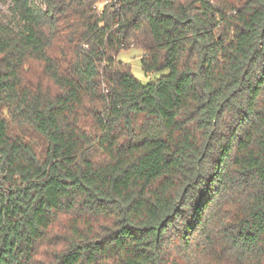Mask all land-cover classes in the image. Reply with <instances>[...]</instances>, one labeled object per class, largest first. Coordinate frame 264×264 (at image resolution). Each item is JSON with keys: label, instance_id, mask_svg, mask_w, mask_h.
<instances>
[{"label": "trees", "instance_id": "16d2710c", "mask_svg": "<svg viewBox=\"0 0 264 264\" xmlns=\"http://www.w3.org/2000/svg\"><path fill=\"white\" fill-rule=\"evenodd\" d=\"M99 1L0 0V264H264V0Z\"/></svg>", "mask_w": 264, "mask_h": 264}, {"label": "rangeland", "instance_id": "374dc122", "mask_svg": "<svg viewBox=\"0 0 264 264\" xmlns=\"http://www.w3.org/2000/svg\"><path fill=\"white\" fill-rule=\"evenodd\" d=\"M104 1L105 0H100L97 5L101 7ZM0 9L4 10L5 6L0 4ZM141 56H142V50L138 47L131 46L127 49L120 50L116 55V59L118 61L128 64L131 73L134 75L136 79H138L142 83H147L151 79L159 78L161 75L167 73L166 69L156 72L146 73L141 66Z\"/></svg>", "mask_w": 264, "mask_h": 264}]
</instances>
